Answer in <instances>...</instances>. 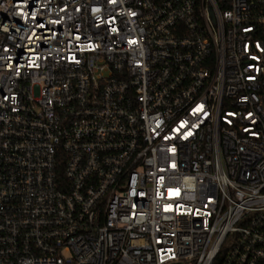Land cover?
Returning a JSON list of instances; mask_svg holds the SVG:
<instances>
[{"label":"built area","instance_id":"built-area-1","mask_svg":"<svg viewBox=\"0 0 264 264\" xmlns=\"http://www.w3.org/2000/svg\"><path fill=\"white\" fill-rule=\"evenodd\" d=\"M0 264H264V0H0Z\"/></svg>","mask_w":264,"mask_h":264}]
</instances>
